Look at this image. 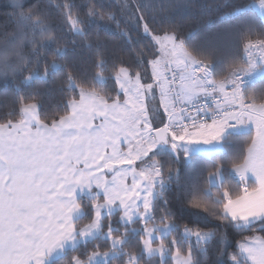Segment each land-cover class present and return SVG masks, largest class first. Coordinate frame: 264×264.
<instances>
[{"label":"snow or ice","instance_id":"obj_1","mask_svg":"<svg viewBox=\"0 0 264 264\" xmlns=\"http://www.w3.org/2000/svg\"><path fill=\"white\" fill-rule=\"evenodd\" d=\"M10 7L0 81L19 106L0 117V264H207L213 242L212 264H264V23L238 29L242 55L217 78L175 33L154 34L164 5L153 0ZM238 7L264 20V0ZM109 22L155 41L151 60L135 53L150 75L109 66ZM78 43L90 76L75 70ZM61 74L60 111L42 118L35 86ZM22 85L32 91L20 96ZM229 230L242 236L234 247Z\"/></svg>","mask_w":264,"mask_h":264},{"label":"trees","instance_id":"obj_2","mask_svg":"<svg viewBox=\"0 0 264 264\" xmlns=\"http://www.w3.org/2000/svg\"><path fill=\"white\" fill-rule=\"evenodd\" d=\"M28 6L37 3V0H25ZM41 5H48L49 0H39ZM80 7L81 13L86 11L83 5L86 0H74ZM105 6L115 5L117 0H103ZM158 5H164L163 10L157 8L155 16L156 20L153 25L155 35H163L165 32L168 34L175 33L180 39L185 41V46L188 51L197 56L198 59H203L206 62H211L218 68L217 78L227 73L231 65L233 57L242 55V41L239 37L238 29H241L246 22L255 21L257 24L264 23L260 18L259 11L254 8H244L239 10L240 5H247L253 3L254 0H153ZM258 3V0H255ZM53 17L56 22H60V17L52 9ZM12 9L7 0H0V43L6 39V33L15 31V23L10 18ZM102 25L104 22H100ZM95 28V24L92 26ZM123 28L124 25L122 24ZM101 36L106 45V56L111 66L118 59H122L125 65L131 66L133 71H144L151 74V67L144 65L141 68L136 67L135 53L143 51L146 60L153 58L152 53L156 51L157 45L152 40L151 36H145L142 29L140 32H131V41L127 38L121 37L115 25L109 22L106 27H102ZM74 37L67 34L66 39L71 40ZM258 37L253 36L252 39ZM221 40L226 44L224 48L219 46L217 41ZM72 48V45H68ZM74 57V67L77 72L87 74L88 76L94 71L92 66V54L86 49L82 48L78 43L75 51L71 53ZM110 73V68H109ZM109 73H105L108 75ZM27 75V73H24ZM62 75L58 76L55 83L48 85H36L42 90L40 99L43 101L42 118H51L56 112L60 111V102L62 95L57 91L62 83ZM114 86V82H108V89ZM32 91L26 85L21 86L20 96L26 95ZM18 99L16 92L13 89L11 82L7 86L0 81V117H7V113L18 104L14 101ZM62 114V112H61ZM184 177L182 176V179ZM175 189L168 194L170 207L173 210L178 208L174 197ZM113 219H118L114 217ZM187 221V217L177 215V222L183 224ZM211 225H209L210 227ZM244 235H249L245 233ZM242 236L236 232L229 230L228 241L235 246V242L241 240ZM216 243L213 242L209 249L207 264H212L215 259ZM231 250V249H230Z\"/></svg>","mask_w":264,"mask_h":264},{"label":"rangeland","instance_id":"obj_3","mask_svg":"<svg viewBox=\"0 0 264 264\" xmlns=\"http://www.w3.org/2000/svg\"><path fill=\"white\" fill-rule=\"evenodd\" d=\"M7 2L11 4L14 2V0H7ZM217 42H218L219 46H221L222 48H224V46H226V44L224 42H223L224 45L221 44L222 43L221 40L220 41L218 40ZM173 67H175V66L173 65ZM131 180H132V177H131V175H129V177L127 178V182L130 184Z\"/></svg>","mask_w":264,"mask_h":264},{"label":"built area","instance_id":"obj_4","mask_svg":"<svg viewBox=\"0 0 264 264\" xmlns=\"http://www.w3.org/2000/svg\"><path fill=\"white\" fill-rule=\"evenodd\" d=\"M169 75H171V73H169Z\"/></svg>","mask_w":264,"mask_h":264}]
</instances>
